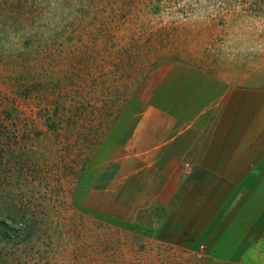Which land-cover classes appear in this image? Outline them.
Returning <instances> with one entry per match:
<instances>
[{"label": "rangeland", "instance_id": "374dc122", "mask_svg": "<svg viewBox=\"0 0 264 264\" xmlns=\"http://www.w3.org/2000/svg\"><path fill=\"white\" fill-rule=\"evenodd\" d=\"M193 67L264 84V0H0V264H163L178 211L110 197L141 149L134 102Z\"/></svg>", "mask_w": 264, "mask_h": 264}, {"label": "crops", "instance_id": "0c3cea01", "mask_svg": "<svg viewBox=\"0 0 264 264\" xmlns=\"http://www.w3.org/2000/svg\"><path fill=\"white\" fill-rule=\"evenodd\" d=\"M187 73V79L178 77L175 90L163 86L148 105L134 102L129 134L141 149L124 160L116 184L122 193L116 190L110 201L117 212L130 209L129 197L132 209L165 204L178 211L158 241L163 264L264 263V255L258 258L262 253H253L264 250L254 233L264 235V197L257 199L264 192V84L235 85L194 67ZM209 185L215 190L209 191L211 198L203 197L209 203L203 212L197 197ZM225 199L229 207L243 201L247 209L221 216ZM213 222L202 233L204 223Z\"/></svg>", "mask_w": 264, "mask_h": 264}, {"label": "built area", "instance_id": "2783aa9c", "mask_svg": "<svg viewBox=\"0 0 264 264\" xmlns=\"http://www.w3.org/2000/svg\"><path fill=\"white\" fill-rule=\"evenodd\" d=\"M187 170V169H186Z\"/></svg>", "mask_w": 264, "mask_h": 264}]
</instances>
